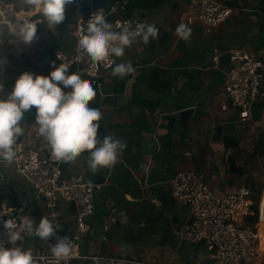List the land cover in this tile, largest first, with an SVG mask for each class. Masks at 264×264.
<instances>
[{
  "label": "crops",
  "instance_id": "0c3cea01",
  "mask_svg": "<svg viewBox=\"0 0 264 264\" xmlns=\"http://www.w3.org/2000/svg\"><path fill=\"white\" fill-rule=\"evenodd\" d=\"M20 1L24 2L13 3ZM111 1L93 10L104 11ZM203 1L130 0L124 15L137 16L158 28L157 38L147 44L137 38L122 56H115V64L131 62L134 71L114 76L112 68L105 70L97 85L84 72L69 68L96 90L90 103L102 113L99 135H111L126 144L114 166L95 173L87 166V152L71 162L62 161L65 176L82 172L99 185L81 256L71 264H93L86 257L89 254L124 257L141 264H212L205 243L183 240L174 232L190 219L189 204L172 194L171 180L178 171L194 172L218 194L248 187L255 212L245 225H253L254 217L257 220L261 200L264 216V102H254L251 117L241 121L231 104L221 108L219 97L227 52L234 46L251 51L264 47V0H244L242 5L230 0L232 15L210 33L197 19L192 24L186 19ZM66 7L65 30L62 23L51 28L38 24L37 38L28 45L20 41L4 44V35L0 38V56L6 57L4 69L0 68L3 96L22 71L47 74L55 66L51 61L59 64L55 51L73 50L75 16L70 4ZM38 17L33 10L32 19ZM105 19L112 24L113 16ZM180 22L191 29L186 40L175 33ZM214 48L223 52L218 67L211 62ZM187 108L193 111L184 125L179 112ZM34 119V108L25 112L17 140L36 138ZM41 152L50 153L46 141ZM0 194L9 206L8 195L12 194L18 210L34 222L47 216L44 203L34 198L32 187L12 163H0ZM58 211L56 224L63 231L72 230L75 206L69 202L63 210L58 206ZM69 215L73 218L68 219ZM20 236L19 245L33 254L49 250L50 241L24 233Z\"/></svg>",
  "mask_w": 264,
  "mask_h": 264
},
{
  "label": "built area",
  "instance_id": "2783aa9c",
  "mask_svg": "<svg viewBox=\"0 0 264 264\" xmlns=\"http://www.w3.org/2000/svg\"><path fill=\"white\" fill-rule=\"evenodd\" d=\"M129 1L112 0L107 9L102 11L105 17L113 16L112 24L115 31L125 26L129 31H134L138 24L144 22L137 16L124 15ZM229 1L204 0L198 11L187 15L186 19L190 24L197 19L205 32L210 33L232 15L233 8L228 5ZM243 1L236 0V3L242 5ZM69 4L75 16L71 29L75 46L69 53L55 51V57L57 59L58 52L59 63L62 61L69 64V68H77L88 75L94 84L100 85L99 80L103 72L114 66L115 56L110 54L105 60L93 61L82 51H77L78 35L83 33L89 16L97 11L92 10L84 17L81 0H73ZM9 7H13L11 3L0 0V15ZM137 38L139 37L135 39ZM222 54L218 48L213 49L211 62L214 67L219 66ZM227 57L228 65L222 68L224 82L219 92L220 106L226 109L231 104L238 109L239 119L246 121L251 117L253 103L264 102V47L258 51H251L234 46L227 52ZM3 92L4 85L0 81V96H3ZM15 149L16 158L11 163L16 172L32 187L34 198L44 203L50 221L56 224L59 216L57 198L72 203L76 208L73 229L68 232L58 229L57 236L49 242V250L39 251L33 255L37 258L43 257L38 259V264H71L73 259L81 256L80 246L91 227L89 218L94 213V192L99 185L82 172L65 176L62 161L54 160L50 153L46 155L39 152L25 139L17 140ZM186 155H191V152L187 151ZM171 186L173 196L179 202L190 206V219L176 227L175 234L186 241L205 243L212 264H264L262 200L258 205L257 220L253 225H245L246 220L255 212L253 193L248 187H242L237 192L218 194L192 171H178L171 180ZM29 219L17 207L0 201V241L6 247L12 246L8 240V229L4 226L5 221L11 230L20 236L24 233L22 225ZM63 236H68L72 241L70 258L50 260L51 245L58 237ZM16 243L19 244V239ZM86 257L93 264H141L134 259L106 254H89Z\"/></svg>",
  "mask_w": 264,
  "mask_h": 264
},
{
  "label": "clouds",
  "instance_id": "9594fccd",
  "mask_svg": "<svg viewBox=\"0 0 264 264\" xmlns=\"http://www.w3.org/2000/svg\"><path fill=\"white\" fill-rule=\"evenodd\" d=\"M70 2L73 0H24L25 9L14 13L15 20L7 23L8 31L23 44H31L37 38L38 24L51 28L65 20L66 5ZM33 10L39 13L36 20L32 19ZM190 32L185 23L176 25L175 33L180 38L188 39ZM137 36L147 44L150 39L157 38L158 29L153 24L141 22L134 31H129L126 26L115 31L105 14L97 11L87 19L83 33L78 35L76 48L91 60L102 61L110 54L122 56ZM57 59H60L58 52ZM5 63L6 57L0 56V68L4 69ZM51 63L55 66L47 74L22 71L7 95L0 96V162L11 163L16 158L15 144L23 132L20 121L26 111L34 108L38 133L45 138L54 160L68 163L87 152V166L93 173L114 166L126 144L111 135H99L102 113L90 103L97 94L95 88L77 72H69V64L61 61L56 65L55 60ZM133 71L131 62L112 66L114 76ZM4 226L12 246L6 247L0 241V264H38V259H43L16 243L20 239L19 233L12 231L7 221ZM58 229L60 226L45 215L38 223L30 218L22 225L26 235L45 242L57 236ZM72 248L68 236L58 237L51 245L49 259L67 260Z\"/></svg>",
  "mask_w": 264,
  "mask_h": 264
},
{
  "label": "rangeland",
  "instance_id": "374dc122",
  "mask_svg": "<svg viewBox=\"0 0 264 264\" xmlns=\"http://www.w3.org/2000/svg\"><path fill=\"white\" fill-rule=\"evenodd\" d=\"M12 6H13L12 8L11 7L7 8L5 10V12L1 13V15H0V29H2V35H0V38H2L3 35H4V40H3L4 44H10V42L11 43H15V42L19 41L18 37H15L14 35H12L8 31L7 23H11L12 21H14L15 20L14 13H16L17 10L24 9L25 5H24V2H21L18 5L12 4ZM109 16L112 17V15H109ZM10 45H12V44H10ZM27 140L39 152H41L42 143L44 141H46L45 138L43 136H41L39 133L36 134V138L27 139ZM68 203H69L68 201H64L61 198H57V204H58L59 207H61L62 210H63V205L68 204ZM258 204H259V202H258ZM45 211L48 213V209L47 208L45 209ZM67 218L68 219H72L73 217L71 215H69Z\"/></svg>",
  "mask_w": 264,
  "mask_h": 264
},
{
  "label": "water",
  "instance_id": "95a60500",
  "mask_svg": "<svg viewBox=\"0 0 264 264\" xmlns=\"http://www.w3.org/2000/svg\"><path fill=\"white\" fill-rule=\"evenodd\" d=\"M108 1L109 0H81V11L83 16L87 17L93 9L102 8ZM192 111V108H187L179 112V118L184 125L187 124L188 118L190 117ZM99 130H102V127H100L98 131ZM46 155L48 154L46 153Z\"/></svg>",
  "mask_w": 264,
  "mask_h": 264
},
{
  "label": "trees",
  "instance_id": "16d2710c",
  "mask_svg": "<svg viewBox=\"0 0 264 264\" xmlns=\"http://www.w3.org/2000/svg\"><path fill=\"white\" fill-rule=\"evenodd\" d=\"M5 3H11V4H14L13 3V0H3ZM67 12H68V10H67V7H66V9H65V20H66V18H67ZM63 21L62 22V24H63V26H61V28H62V30H65V28H66V21ZM54 55H55V53H54ZM5 199V197H4V195H1L0 194V201H3ZM8 201L10 202L9 204L11 205V206H13V207H18V203L16 202V198L12 195V194H9L8 195ZM256 217H254L253 218V221L255 222V219Z\"/></svg>",
  "mask_w": 264,
  "mask_h": 264
}]
</instances>
